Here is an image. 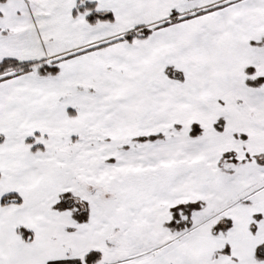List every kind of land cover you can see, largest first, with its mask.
<instances>
[{"label":"snow or ice","instance_id":"obj_1","mask_svg":"<svg viewBox=\"0 0 264 264\" xmlns=\"http://www.w3.org/2000/svg\"><path fill=\"white\" fill-rule=\"evenodd\" d=\"M0 264H264V0H0Z\"/></svg>","mask_w":264,"mask_h":264}]
</instances>
